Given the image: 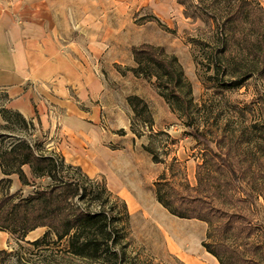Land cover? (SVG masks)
Here are the masks:
<instances>
[{"label":"rangeland","instance_id":"374dc122","mask_svg":"<svg viewBox=\"0 0 264 264\" xmlns=\"http://www.w3.org/2000/svg\"><path fill=\"white\" fill-rule=\"evenodd\" d=\"M250 1L264 9V0ZM48 2L61 37L82 49L87 61L96 67L102 77L104 92L99 126L106 135L99 137V146L107 151L109 162L104 170L92 173L78 168L95 182L104 183L125 203L129 221L124 231L131 241L128 255H138L140 258L137 262L140 264H218L202 244L213 240L206 238V223L171 215L157 202L155 188L162 177V182L182 195L192 193L186 185L197 187L198 177L205 183L210 165L200 166L203 151L201 145L190 136L192 131L209 138H217L226 132L241 143L233 147L234 150L254 152L256 149L247 141L250 135L241 137L238 134L246 132L250 120L258 117L260 111L264 112V68L262 73L248 79L241 87L234 88L224 81L217 84L209 78L212 73L204 71L202 65L197 66L194 60L195 56L207 58L211 51L219 47L215 19L219 22L233 3H227V0ZM141 43L163 47L166 54L177 57L192 89V119L185 117L184 112L170 108L158 94L154 78L136 75L130 70L135 66L131 47ZM100 46L104 51L101 56L95 57V50ZM134 95L146 97L142 98L147 104L145 111H141V106L134 108L128 102V97ZM4 100L5 97L0 94V111ZM17 138L34 145L39 153L51 152L59 156L60 152L55 149L57 141L52 136L44 134L33 123L24 126L13 115L6 123L0 112V152ZM28 177L29 183L22 185L15 175L9 193L18 192L25 197L35 186L46 184V179H35L29 172ZM216 177L220 181L226 179L225 175L216 174ZM243 186L249 187L245 182ZM122 192L132 198V206ZM4 193V186L0 185V197ZM198 193L209 196L204 189ZM229 193L234 199H244L240 190L231 184ZM211 201L223 211H239L246 216L247 224L253 226V236L228 239L250 255L248 243L254 242L253 239L261 240L263 198L256 197L257 206L240 202L228 204L226 199L214 195ZM93 208L98 209L96 205ZM116 211L120 216L124 213L119 202ZM44 231L39 228L30 232L25 241L35 240ZM20 246L31 249L9 233H0V250H20ZM73 264L77 263L74 261Z\"/></svg>","mask_w":264,"mask_h":264},{"label":"trees","instance_id":"16d2710c","mask_svg":"<svg viewBox=\"0 0 264 264\" xmlns=\"http://www.w3.org/2000/svg\"><path fill=\"white\" fill-rule=\"evenodd\" d=\"M227 3L230 7L226 15L219 22L215 19L219 47L207 58L195 56L194 60L197 66L202 65L204 71L212 73L209 78L217 84L224 81L239 88L264 68V9L250 0H227ZM131 51L135 66L130 70L136 75L154 78L158 94L170 108L192 119V89L177 57L166 54L163 47L147 43L132 46ZM128 102L134 108L141 106L142 112L147 109L145 101L138 96L128 97ZM0 112L6 123L13 115L24 126L32 124L16 111L2 108ZM263 114L260 111L258 117L250 120L247 131L238 134L250 135L247 141L255 146L254 152L234 150L241 143L226 132L217 138L190 132L202 147L200 166L210 165L204 184L198 177L197 187L186 185L195 194L178 193L161 181L164 177L156 183V199L171 215L208 225L207 237L216 238L202 244L220 264H264V223L261 240L248 243L247 250L251 253L246 255L245 250L230 243L228 238H251L253 226L247 224L246 216L239 211H223L211 201L213 195L232 205L240 202L257 206L256 197L264 200ZM24 165L30 167L33 178H44L46 184L35 186L25 197L18 192L10 194V175L17 174L22 185L29 183L22 170ZM0 170L4 175L0 185L5 190L0 197V232H7L31 247L1 249L0 264H73L74 261L77 264H140L138 255H128L131 241L124 231L129 221L126 205L104 183L95 182L57 155L37 152L34 145L21 138L0 152ZM216 174L225 175L226 179L220 181ZM244 182L249 187H244ZM230 184L240 190L244 199H234L229 193ZM203 189L210 197L198 193ZM117 202L124 210L121 216L116 211ZM94 205L98 209L93 210ZM39 228L45 229L40 237L25 241L30 232Z\"/></svg>","mask_w":264,"mask_h":264},{"label":"crops","instance_id":"0c3cea01","mask_svg":"<svg viewBox=\"0 0 264 264\" xmlns=\"http://www.w3.org/2000/svg\"><path fill=\"white\" fill-rule=\"evenodd\" d=\"M103 51L101 46L96 48L94 56ZM103 92L96 67L82 49L61 37L48 0H0L2 107L20 113L52 136L65 164L88 173L104 170L109 162L107 151L99 146V137L106 135L99 126ZM22 170L29 180L30 167L24 165ZM15 175L18 178L10 175L13 182ZM122 195L132 206V198L125 192ZM207 232L208 225L206 238Z\"/></svg>","mask_w":264,"mask_h":264}]
</instances>
